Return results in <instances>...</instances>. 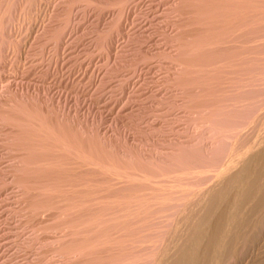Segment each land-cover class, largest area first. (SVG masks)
I'll return each mask as SVG.
<instances>
[{"label":"rangeland","instance_id":"rangeland-1","mask_svg":"<svg viewBox=\"0 0 264 264\" xmlns=\"http://www.w3.org/2000/svg\"><path fill=\"white\" fill-rule=\"evenodd\" d=\"M0 29V264L170 256L200 196L264 148V0H0ZM263 230L229 263L264 264Z\"/></svg>","mask_w":264,"mask_h":264},{"label":"bare ground","instance_id":"bare-ground-1","mask_svg":"<svg viewBox=\"0 0 264 264\" xmlns=\"http://www.w3.org/2000/svg\"><path fill=\"white\" fill-rule=\"evenodd\" d=\"M234 1V0H233ZM245 1V0H244ZM242 3V2H241ZM244 3H246V2H244ZM243 3V4H244ZM259 2L257 1V4H258ZM234 4V3H233ZM237 4V3H236ZM240 4V3H239ZM244 5H246V4H244ZM239 6V5H238ZM258 6H259V4H258ZM257 6V7H258ZM256 7V6H255ZM239 8V7H238ZM241 8V7H240ZM239 8V9H240ZM246 8H248V7H246ZM243 9V8H242ZM35 10V9H34ZM236 10V9H235ZM249 10V9H248ZM247 10V11H248ZM254 10H257L256 8H254ZM260 10H262V9H260ZM260 10H258V12H260ZM31 11V10H30ZM238 11V10H237ZM241 11V10H240ZM239 11V12H240ZM243 11V10H242ZM245 11H246V9H245ZM249 12V11H248ZM248 12H247V14H248ZM232 13V12H231ZM230 14V13H229ZM237 14V13H236ZM255 14H257V13H255ZM254 14V15H255ZM231 15V14H230ZM233 15V14H232ZM243 16V15H242ZM246 16V15H245ZM251 16V15H250ZM253 16V15H252ZM261 17V16H260ZM231 18V17H230ZM246 18H248V16L246 17ZM256 18H257V16H256ZM253 19H254V17H253ZM257 19H259V18H257ZM242 20H244V19H242L241 18V21ZM260 20V19H259ZM237 21V20H236ZM261 21V20H260ZM259 21V22H260ZM233 23H234V19H233ZM178 24V23H177ZM230 24H231V22H230ZM237 24V23H236ZM245 24H246V22H245ZM242 25V24H241ZM240 25V26H241ZM259 25H260V23H259ZM259 25H258V27H259ZM239 26V27H240ZM255 26H257V25H255ZM254 26V27H255ZM229 27V26H228ZM247 27V26H246ZM230 28V27H229ZM256 28V27H255ZM217 29V28H216ZM233 29V28H232ZM242 29H243V27H242ZM1 30V29H0ZM231 30V29H230ZM235 30V29H234ZM244 30V29H243ZM233 31V30H232ZM239 31V30H238ZM219 32V31H218ZM235 32V31H234ZM221 33H222V31H221ZM239 33V32H238ZM242 33V32H241ZM216 34V33H215ZM223 34V33H222ZM221 34V35H222ZM3 35V34H2ZM232 35V34H231ZM184 36V35H183ZM182 36V37H183ZM227 36V35H226ZM230 36V35H229ZM238 36V35H237ZM254 36V35H253ZM218 37V36H217ZM252 37V36H251ZM231 38V37H230ZM229 38V39H230ZM240 38V37H239ZM1 39V38H0ZM234 39V38H233ZM247 39V38H246ZM258 39V38H257ZM257 39H256V41H257ZM219 40V39H218ZM232 40V39H231ZM187 41V40H186ZM199 41H200V39H199ZM226 41H229V40H226ZM246 41V40H245ZM252 41V40H251ZM202 42V41H201ZM200 42V43H201ZM258 42H259V40H258ZM188 43V42H187ZM223 43V42H222ZM239 44H241V43H239ZM259 44V43H258ZM258 44H257V46H258ZM230 45V44H229ZM261 45V44H260ZM110 46H112V45H110ZM187 46V45H186ZM256 46V45H255ZM187 47H189V46H187ZM252 47H254V46H252ZM239 48V47H238ZM206 49V48H205ZM207 50V49H206ZM205 51V50H204ZM233 51H234V49H233ZM241 51V50H240ZM236 52V51H235ZM238 52V51H237ZM189 53V52H188ZM207 53V52H206ZM226 54H228V53H226ZM179 56H180V54H178ZM231 55V54H230ZM235 55V54H234ZM239 55V54H238ZM190 56V55H189ZM243 58V57H242ZM176 59V58H175ZM186 59V58H185ZM190 59V58H189ZM191 60H193V59H191ZM190 60V61H191ZM238 61H239V59H238ZM241 62H242V60H241ZM188 63H189V61H188ZM191 64V63H190ZM194 64V63H193ZM241 64V63H240ZM181 66V65H180ZM183 66V65H182ZM247 66V65H246ZM181 68V67H180ZM245 69V68H244ZM247 69V68H246ZM188 70V69H187ZM255 70H256V68H255ZM185 71V70H184ZM191 71H192V69H191ZM260 71V70H259ZM243 72V71H242ZM251 72V71H250ZM249 72V73H250ZM220 73H221V71H220ZM253 73V72H252ZM251 73V74H252ZM180 79V78H179ZM258 79V78H257ZM260 79V78H259ZM262 79V78H261ZM216 80V79H215ZM254 80V79H253ZM212 81H214V80H212ZM243 81H244V79H243ZM261 81V80H260ZM177 82V81H176ZM185 82V81H184ZM214 82H216V81H214ZM245 82V81H244ZM251 82V81H250ZM255 82V81H254ZM259 82V81H258ZM178 84V83H177ZM261 84V83H260ZM185 86V85H184ZM249 86V85H248ZM176 87V86H175ZM173 88V87H172ZM192 88V87H191ZM199 88V87H198ZM249 88V87H248ZM264 88V87H263ZM171 89V88H170ZM183 89V88H182ZM256 89V88H255ZM248 91H250V90H248ZM261 91V90H260ZM259 91V92H260ZM203 92V91H202ZM256 92V91H255ZM263 93V92H262ZM215 94V93H214ZM244 94H245V91H244ZM257 94H259V93H257ZM261 94V93H260ZM184 96V95H183ZM191 96H193V95H191ZM217 96V95H216ZM264 96V95H263ZM228 97V96H227ZM262 97V96H261ZM260 97V98H261ZM193 99H195V98H193ZM253 99V98H252ZM210 100V99H209ZM212 100V99H211ZM220 101V100H219ZM245 101V100H244ZM247 101H250V100H247ZM259 101V100H258ZM257 101V102H258ZM193 102V101H192ZM225 102V101H224ZM256 102V101H255ZM256 102V103H257ZM259 103V102H258ZM263 103H264V101H263ZM262 103V99H261V104H263ZM190 104V103H189ZM260 104V103H259ZM258 104V105H259ZM260 104V105H261ZM186 105V104H185ZM192 105V104H191ZM194 105V104H193ZM220 105V104H219ZM246 105V104H245ZM256 105V104H255ZM259 105V106H260ZM178 106V105H177ZM226 106V105H225ZM258 106V107H259ZM263 106V105H262ZM229 107V106H228ZM252 107H254L253 105H252ZM251 108V107H250ZM255 108H257V107H255ZM263 108V107H262ZM172 109V108H171ZM191 109V108H190ZM233 111V110H232ZM253 111V110H252ZM261 111V110H260ZM192 112H194V111H192ZM247 112V111H246ZM248 112H250V113H252L250 110L248 111ZM176 113V112H175ZM245 113V112H244ZM254 113H256L255 111H254ZM262 113V112H261ZM264 113V112H263ZM262 113V114H263ZM203 114V113H202ZM249 114V113H248ZM181 115V114H180ZM207 115V114H206ZM245 115V114H244ZM251 115H253V114H251ZM159 116V115H158ZM162 116V115H161ZM182 116V115H181ZM180 116V117H181ZM219 116V115H218ZM248 116V115H247ZM264 116V115H263ZM171 117V116H170ZM219 117H221V116H219ZM238 117V116H237ZM249 117V116H248ZM247 117V118H248ZM254 117V116H253ZM261 117V116H260ZM165 118V117H164ZM190 119V118H189ZM240 119V118H239ZM249 119V118H248ZM247 119V120H248ZM183 120V119H182ZM194 120V119H193ZM206 120V119H205ZM253 120V119H252ZM257 120V119H256ZM171 122V121H170ZM179 122V121H178ZM184 122V121H183ZM191 122V121H190ZM210 122V121H209ZM248 122V121H247ZM246 122V123H247ZM264 122V121H263ZM235 124V123H234ZM241 124V123H240ZM243 124H245V123H243ZM191 125V124H190ZM207 125V124H206ZM205 125V126H206ZM211 125V124H210ZM204 126V125H203ZM237 126V125H236ZM239 126V125H238ZM150 127V126H149ZM155 127V126H154ZM160 127V126H159ZM209 127V126H208ZM240 127V126H239ZM243 127H245L244 125L242 126V128ZM207 128V127H206ZM205 128V129H206ZM236 128V127H235ZM238 128V127H237ZM156 129V128H155ZM189 129V128H188ZM243 129H245V128H243ZM159 130V129H158ZM210 130V129H209ZM212 130V129H211ZM240 130V129H239ZM255 130V129H254ZM207 131H208V129H207ZM233 131L234 130H232V132H231V134L233 133ZM235 131H236V129H235ZM247 131H249V130H247ZM174 132V131H173ZM229 132V133H230ZM238 132H240V131H238ZM246 132V131H245ZM255 132V131H254ZM241 133V132H240ZM244 133V132H243ZM256 133V132H255ZM201 135V134H200ZM203 135V134H202ZM234 135H236V133H234ZM241 135H243V134H241ZM245 135V134H244ZM250 135V134H249ZM186 136V135H185ZM232 138H233V135H230ZM195 137V136H194ZM193 137V138H194ZM206 137V136H205ZM239 137V136H238ZM243 137V136H242ZM245 137H247V136H245ZM252 136H250V138H251ZM204 138V137H203ZM231 138V139H232ZM235 138V137H234ZM241 138V137H240ZM250 138H248L249 140H250ZM201 139V138H200ZM200 139H198V140H200ZM228 139V138H227ZM244 139V138H243ZM252 139V138H251ZM207 140V139H206ZM221 140V139H220ZM224 140V139H223ZM222 140V141H223ZM239 140V139H238ZM200 141H202V140H200ZM232 141V140H231ZM242 141V140H241ZM248 141V140H247ZM173 142V141H172ZM177 142V141H176ZM204 142V141H203ZM224 142V141H223ZM225 142H227V141H225ZM252 142V141H251ZM174 143V142H173ZM242 143V142H241ZM253 143V142H252ZM260 143H261V141H260ZM80 144V143H79ZM195 144V143H194ZM199 144V143H198ZM223 144V143H222ZM224 144H226L227 145V143H224ZM228 144H229V142H228ZM231 144V143H230ZM244 144H246V143H244ZM179 145V144H178ZM193 145V144H192ZM204 145V144H203ZM237 145V144H236ZM240 145H242V144H240ZM253 145V144H252ZM251 145V146H252ZM18 146V145H17ZM180 146V145H179ZM182 146V145H181ZM186 146V145H185ZM229 146V145H228ZM183 147V146H182ZM188 147H189V145H188ZM253 147V146H252ZM263 147V146H262ZM179 148V147H178ZM221 148H223V147H221ZM228 149V147H226L225 146V149ZM240 148V147H239ZM260 148V147H259ZM258 148V149H259ZM13 149H14V147H13ZM247 149V148H246ZM253 149H254V147H253ZM263 149V150H262ZM260 151H261V153L260 154H258V152H259V150L257 151V156H254L253 154L254 153H252V155L250 156V157H248L247 158V160H243L242 161V163L240 162V160H239V162L242 164L241 166H240V164L238 165L239 166V168L234 172L233 171V174H231L230 173V177H229V179H227V176L225 177L226 178V180L224 179V183H217V185H214V187H212V188H210V189H206L207 190V193H206V191H205V193L206 194H204V195H202V196H200V199H201V203L200 202H198L197 201V203H199V205H196V206H198V209H197V207H196V209H197V211H196V209H195V211L193 212V214L192 213H190V214H192V215H190V216H188V215H186V216H188V218L185 220V223H184V226L183 227H181V232H182V234L181 233H179V234H181V236H180V248L177 250H175L174 251V249L172 250L171 248H172V246L170 247V249L172 250V254H171V250H169L170 252H169V254H170V256H167V254L168 253H166L167 251H168V249H167V251L165 252L166 253V256L165 255H161L160 253V255H158L157 253V249L159 248V246L161 245V243H158L160 240H162L163 238H159V241L158 240H156V242H154V244L156 243H158V244H160L159 246H156L155 245V247H158V248H156V251L154 250V248L152 249V250H154L155 251V254H157L158 256L156 257V255H155V257L153 256V255H151L152 256V258L154 257V260L152 259V262H153V264H214L215 262H216V264H223V263H225V262H228L229 263V260L232 258V257H235V255L240 251V249H242V247H246V245H248L249 243H251L252 241H253V238H255V237H257V235L254 237V235L256 234V233H258L257 231H258V229H260V226L261 227H263V225H264V148H262ZM81 150V149H80ZM79 150V151H80ZM221 150V149H220ZM224 150V149H223ZM77 151V150H76ZM182 151V150H181ZM187 151V150H186ZM189 151V150H188ZM225 151V150H224ZM253 151V150H252ZM187 153V152H186ZM239 153V152H238ZM256 154V153H255ZM79 155V154H78ZM192 154H190V156H191ZM259 155V156H258ZM107 156V155H106ZM169 156V155H168ZM193 156V155H192ZM195 156V155H194ZM79 157V156H78ZM165 157H167V156H165ZM170 157V156H169ZM198 157V156H197ZM222 157V156H221ZM224 157V156H223ZM80 158V157H79ZM83 158V157H82ZM205 158V157H204ZM246 157H244V159H245ZM188 159V158H187ZM212 159H214V158H212ZM224 159H225V157H224ZM223 159V160H224ZM235 159V158H234ZM189 160V159H188ZM197 160V159H196ZM207 160V159H206ZM205 160V161H206ZM211 160V159H210ZM220 160H222V159H220ZM75 161V160H74ZM218 161H219V159H218ZM227 161V160H226ZM225 161V162H226ZM85 162V161H84ZM191 162V161H190ZM193 162V161H192ZM209 162V161H208ZM211 162V161H210ZM213 162V161H212ZM221 162V161H220ZM224 162V161H223ZM237 162V161H236ZM235 162V163H236ZM197 163V162H196ZM217 163V162H216ZM79 164V163H78ZM209 164V163H208ZM212 164V163H211ZM214 164H215V160H214ZM214 164H212L213 166H214ZM55 165V164H54ZM199 165V164H198ZM205 165V164H204ZM223 165V164H222ZM232 165V164H231ZM28 166H29V164H28ZM69 166V165H68ZM111 166V165H110ZM178 166V165H177ZM212 166V167H213ZM70 167V166H69ZM204 167H206V166H204ZM208 167V166H207ZM218 168V166H216L215 165V167L214 168ZM232 167V166H231ZM26 168V167H25ZM24 168V169H25ZM106 168V167H105ZM104 168V169H105ZM183 168V167H182ZM214 168H211V171H212V169H214ZM118 169V168H117ZM229 169V168H228ZM73 170V169H72ZM111 170V169H110ZM115 170V169H114ZM113 170V171H114ZM209 170H210V168H209ZM222 170V169H221ZM117 171V170H116ZM203 171V170H202ZM227 171V170H226ZM80 172V171H79ZM109 172V171H108ZM117 172H120L119 170L117 171ZM131 173V172H130ZM129 173V174H130ZM183 173V172H182ZM191 173V172H190ZM205 173V172H204ZM203 173V174H204ZM211 173V172H210ZM214 173V171L212 172V174ZM28 174V173H27ZM114 174V173H113ZM127 174V173H126ZM128 174V175H129ZM185 174V173H184ZM193 174V173H192ZM200 174H202V173H200ZM206 174V173H205ZM222 174H224V173H222ZM229 174V173H228ZM105 175H107V174H105ZM125 176V175H124ZM123 176V177H124ZM133 176V175H132ZM138 176H140V175H138ZM199 176V175H198ZM197 176V177H198ZM213 176H214V174H213ZM217 176V175H216ZM225 176V175H224ZM223 176V177H224ZM21 177H22V175H21ZM114 178H115V175L113 176ZM127 177V176H126ZM195 177V176H194ZM222 177V176H221ZM132 178V177H131ZM171 178H174V177H171ZM106 179V178H105ZM109 179V178H108ZM190 179H191V177H190ZM196 179H198V178H196ZM115 180V179H114ZM170 180V179H169ZM195 180V179H194ZM194 180L192 181V183L194 182ZM201 180V179H200ZM199 180V181H200ZM190 181V180H189ZM198 181V182H199ZM204 181V180H203ZM202 181V182H203ZM103 182H105V181H103ZM106 182H108V181H106ZM116 182H117V180H116ZM167 182V181H166ZM169 182V181H168ZM191 182V181H190ZM201 182V181H200ZM210 182V181H209ZM213 182V181H212ZM109 183H110V181H109ZM122 183V182H121ZM123 184V183H122ZM126 184H128V183H126ZM130 184V183H129ZM133 184V183H132ZM175 184V183H174ZM212 184V183H211ZM146 185H149L148 183L146 184ZM172 185V184H171ZM188 185V184H187ZM186 185V186H187ZM200 185V184H199ZM202 186L204 185V184H201ZM102 186V185H101ZM186 186H184L185 188H186V191H187V188H188V191H189V187H186ZM104 187V186H103ZM145 187V186H144ZM183 187V188H184ZM190 187H192V185L190 186ZM108 188V187H107ZM137 188V187H136ZM165 188V187H164ZM185 188H184V190H185ZM199 188V187H198ZM200 188H201V186H200ZM208 188V187H207ZM102 189V188H101ZM110 189V188H109ZM126 189V188H125ZM147 189V188H146ZM177 189V188H176ZM161 190V189H160ZM191 190H192V188H191ZM194 190V189H193ZM193 190H192V192L190 193L191 195H192V193H193ZM99 191V190H98ZM128 191V190H127ZM169 191V190H168ZM167 190H166V192H168ZM203 191H204V188H203ZM202 191V192H203ZM108 192V191H107ZM106 192V193H107ZM131 192V191H130ZM170 192V191H169ZM182 192V191H181ZM82 193V192H81ZM113 194V193H112ZM146 194H148V193H146ZM164 194V193H163ZM167 194V193H166ZM171 194V193H170ZM179 194V193H178ZM186 194H188L187 192H186ZM189 194V195H190ZM194 194V193H193ZM111 195V194H110ZM129 195V194H128ZM131 195V194H130ZM168 195V194H167ZM173 195V194H172ZM34 196V195H33ZM154 196V195H153ZM169 196V195H168ZM38 197V196H37ZM50 197V196H49ZM80 197V196H79ZM133 197V196H132ZM150 197V196H149ZM148 197V198H149ZM170 197V196H169ZM177 197H178V195H177ZM193 197H194V195H193ZM195 197H197V195H195ZM134 198V197H133ZM175 198V197H174ZM80 199V198H79ZM93 199H96V198H93ZM125 199V198H124ZM129 199H131V198H129ZM163 199H165L164 197H163ZM167 199V198H166ZM185 199V198H184ZM196 199V198H195ZM197 199H198V197H197ZM87 200V199H86ZM102 200V199H101ZM112 200V199H111ZM139 200V199H138ZM159 200V199H158ZM171 200V199H170ZM176 200H178V199H176ZM180 200V199H179ZM188 200V199H187ZM38 201V200H37ZM42 201V200H41ZM81 201H83V200H81ZM105 201V200H104ZM131 201V200H130ZM149 201V200H148ZM173 201V200H172ZM175 201V200H174ZM173 201V202H174ZM180 201H182V200H180ZM186 201V200H185ZM190 201V200H189ZM123 202V201H122ZM137 202V201H136ZM140 202V201H139ZM165 202V201H164ZM169 202V201H168ZM179 202V201H178ZM196 202V201H195ZM72 203V202H71ZM103 203V202H102ZM107 203V202H106ZM163 203V202H162ZM166 203V202H165ZM164 203V204H165ZM177 203V202H176ZM186 203V202H185ZM42 204V203H41ZM46 204V203H45ZM156 204V203H155ZM161 204V203H160ZM159 204V205H160ZM168 204V203H167ZM178 204V203H177ZM195 204V203H194ZM111 205V204H110ZM110 205H109V207H110ZM142 205V204H141ZM140 205V206H141ZM176 205V204H175ZM169 206V205H168ZM168 206H166V207H168ZM119 207V206H118ZM132 208L133 207H135V206H131ZM161 207V206H160ZM175 207V206H174ZM189 207V206H188ZM43 208V207H42ZM47 208H49V207H47ZM78 208V207H77ZM121 208V207H120ZM138 208V207H137ZM142 208V207H141ZM153 208V207H152ZM163 208V207H162ZM104 209V208H103ZM110 209V208H109ZM116 209V208H115ZM119 209V208H118ZM122 209V208H121ZM156 209V208H155ZM53 210V209H52ZM106 210H108V208L106 209ZM112 210V209H111ZM134 210V209H133ZM136 210V209H135ZM152 210V209H151ZM169 210V209H168ZM186 210H188L187 208H186ZM114 211V210H113ZM142 211V210H141ZM150 211V210H149ZM185 211V210H184ZM191 211V210H190ZM190 211H188V212H190ZM156 212H158V211H156ZM103 213V212H102ZM107 213V212H106ZM111 213V212H110ZM135 213V212H134ZM142 213H143V211H142ZM160 213V212H159ZM187 213V212H186ZM160 214H162V213H160ZM176 214V213H175ZM114 215V214H113ZM134 215V214H133ZM136 215V214H135ZM140 215V214H139ZM157 215H159V214H157ZM165 215V214H164ZM115 216V215H114ZM185 216V217H186ZM104 217V216H103ZM151 217V216H150ZM169 217V216H168ZM177 217V216H176ZM115 219H117V220H115V222L117 221L118 222V217L116 216V217H114ZM130 218V217H129ZM135 218V217H134ZM157 218V217H156ZM166 218V217H165ZM173 218V217H172ZM131 219H132V217H131ZM138 219V218H137ZM151 219V218H150ZM148 220L149 222H147V221H145V222H147V223H149L148 225H152V223H153V221L152 222H150L151 220ZM158 219H159V217H158ZM160 219H161V216H160ZM159 219V220H160ZM139 220V219H138ZM162 220V219H161ZM168 220V219H167ZM107 220H105V222L103 223V224H105V223H107L106 222ZM112 221V220H111ZM178 221V220H177ZM132 222H134V221H132ZM144 222V221H143ZM155 222V221H154ZM162 222V221H161ZM139 223H140V221H139ZM146 223V224H147ZM167 223V222H166ZM143 224H145V223H143ZM163 224H165L164 223V221H163ZM180 224V222H178V226H180L179 225ZM182 224V223H181ZM117 225V224H116ZM115 225V226H116ZM141 225V224H140ZM154 225H156V223L154 224ZM162 225V224H161ZM167 225V224H166ZM172 225V224H171ZM75 226V225H74ZM111 226V225H110ZM112 226L113 227H115L114 225H113V222H112ZM118 226V225H117ZM164 225H162V227H163ZM182 226V225H181ZM106 227V226H105ZM157 227V225L155 226V228ZM159 227H161V226H159ZM102 228V227H101ZM119 228V227H118ZM151 228H153V227H151ZM149 229V227H147V229H149V230H152V229ZM155 228L153 229L154 231H155ZM158 228V227H157ZM156 228V230H158ZM167 228H171L170 226H168ZM179 228V227H178ZM108 228H106L105 230H107ZM115 229V228H114ZM163 229H165V227H163ZM162 228H161V230L160 231H162L163 230ZM103 230V229H102ZM152 230V231H153ZM168 230H170V229H167L166 231H168ZM171 230H172V228H171ZM178 230V229H177ZM179 230V231H180ZM134 231V230H133ZM136 232L135 233H138L137 231H138V228H137V230H135ZM148 231V230H147ZM152 231H150L151 233H152ZM160 231H158V234H156L157 236H164L163 234L161 235L159 232ZM264 231V230H263ZM80 232V231H79ZM115 232H117V231H115ZM128 233H129V231H127ZM150 232H149V234H150ZM157 232V231H156ZM261 232V231H260ZM102 233V232H101ZM131 233V232H130ZM135 233H132V236H133V234L134 235H136ZM163 233H164V231H163ZM263 233V232H262ZM261 233V234H262ZM103 234V233H102ZM124 234V233H123ZM153 234V233H152ZM105 235H106V233H105ZM104 234H103V236H105ZM113 235V234H112ZM129 235V234H128ZM137 235H139V234H137ZM136 235V236H137ZM148 235V234H147ZM151 235V234H150ZM171 235V234H170ZM173 235V234H172ZM171 235V236H172ZM260 235V234H259ZM114 236V235H113ZM130 236L131 238H130V240H133L132 238L133 237H136V236ZM149 236V235H148ZM153 236V235H152ZM155 236V235H154ZM169 236V235H168ZM118 237L120 238V236L118 235ZM128 237V238H127ZM126 237V242H125V239L123 240H121L120 239V243H123V241L125 242V245H126V243L127 242H129V243H127L128 245L130 244V240H129V236H127ZM114 238V237H113ZM122 238V237H121ZM137 238V237H136ZM154 238V237H153ZM167 238V237H166ZM259 238H260V236H259ZM107 239H109V238H106V240ZM140 239V238H139ZM139 239H138V241L137 242H139ZM155 239V238H154ZM171 239H172V237H171ZM261 239V238H260ZM264 239V238H263ZM79 240V239H78ZM87 240V239H86ZM111 240V239H110ZM113 241H111V242H107V241H109V240H107L106 242V244L105 245H107L108 243L110 244H113L112 242H114V239H112ZM129 240V241H128ZM149 240L151 241V240H153L152 239V237L151 238H149ZM148 240V241H149ZM173 240H174V238H173ZM255 240H257V238L256 239H254V241ZM118 241V240H117ZM116 240H115V242H114V244L116 245L118 242H117ZM148 241H146V242H148ZM150 241H149V243H150ZM155 241V240H154ZM158 241V242H157ZM253 241V242H254ZM259 241H261V240H259ZM259 241H258V243H259ZM86 242V241H85ZM136 242V243H137ZM145 242V241H144ZM169 242V241H168ZM174 242V241H173ZM252 242V243H253ZM141 243V240H140V242H139V244ZM152 243V242H151ZM163 243H165V241L163 242ZM175 243H176V241H175ZM179 243V242H178ZM251 243V244H252ZM255 243V242H254ZM108 244V245H109ZM110 244V245H111ZM131 244L133 245H135V241L132 243L131 242ZM146 244V243H145ZM145 244L143 245V243H142V245L143 246H145ZM157 244V245H158ZM169 244H170V242H169ZM174 244V243H173ZM255 244H257V243H255ZM254 244V245H255ZM263 244V243H262ZM82 245V244H81ZM84 245V244H83ZM105 245H103L104 246V248L105 247H110L111 248V246L113 247L114 245H111V246H105ZM123 245H124V243H123ZM122 245V246H123ZM124 245V246H125ZM127 245V246H128ZM132 245H130L129 246V248L132 246ZM133 245V246H134ZM147 245V244H146ZM152 245V244H151ZM254 245H252V248L254 247ZM102 246V245H101ZM102 246V247H103ZM120 246H121V244H120ZM123 246V247H124ZM126 246V248L128 249V247ZM136 246H137V244H136ZM136 246H134V248H130V249H135V247ZM142 246V248L143 249H145L144 247ZM149 247H150V245H148ZM153 246V245H152ZM164 246V245H163ZM173 246H175V245H173ZM249 246V245H248ZM247 246V247H248ZM264 246V245H263ZM117 247V246H116ZM115 247V248H116ZM167 247V246H166ZM165 247V248H166ZM178 247V246H177ZM247 247H246V249L245 250H247ZM262 247V246H261ZM81 248V247H80ZM103 248V249H104ZM110 248H108V249H110ZM151 248V247H150ZM175 248V247H174ZM263 248V247H262ZM103 249H101V250H103ZM107 249V248H106ZM113 249V250H112ZM112 249H110V250H112V251H114V248H112ZM130 249L128 250V251H130ZM141 248L139 247L138 248V250H140ZM250 249V248H249ZM80 250V249H79ZM90 250V249H89ZM116 250H118V249H116ZM152 250H150V251H152ZM87 251V250H86ZM105 251V253H107V251L106 250H104ZM121 252H122V249L120 250ZM127 251V250H126ZM125 252L124 253V255L125 254H127V256H130V258H131V254H129V252ZM135 250H132V253L134 252ZM145 251H147L146 249H145ZM148 251H149V249H148ZM149 251V253H151ZM164 251V250H163ZM174 251V252H173ZM110 252V251H109ZM115 252V251H114ZM120 252V253H121ZM137 252V251H136ZM143 252V251H142ZM157 252V253H156ZM245 252V251H244ZM253 252H254V250H253ZM104 253V252H103ZM105 253L103 254V255H105ZM117 253V252H116ZM120 253H117V254H120ZM123 253V252H122ZM121 253V254H122ZM130 253H131V251H130ZM140 253V252H139ZM145 253V252H144ZM148 253V252H147ZM246 253H247V251H246ZM79 254H81V253H79ZM102 254V253H101ZM134 254H136V253H134ZM153 254V253H152ZM255 254V253H254ZM253 254V255H254ZM71 255V254H70ZM89 255V254H88ZM87 255V256H88ZM106 255H108V254H106ZM111 255H112V253H111ZM142 255H143V253H142ZM242 255V257H243V254H241ZM260 256H258V258L259 257H261V254H259ZM83 256V255H82ZM116 256V255H115ZM121 259V262H122V260H124L125 258H126V256H125V258H124V256H123V254H122V256H123V258L121 257V255H118ZM117 256V257H118ZM145 256V255H144ZM148 256H149V254H148ZM244 256H245V253H244ZM70 257V256H69ZM111 257V256H110ZM133 257V256H132ZM135 257V256H134ZM133 257V258H134ZM139 257V256H138ZM142 257V256H141ZM237 257V256H236ZM241 257V258H242ZM246 257V256H245ZM256 257V256H255ZM264 257V256H263ZM64 258V257H63ZM107 258V257H106ZM106 258H105V260L104 261H106ZM112 258H114V256L112 257ZM111 258V259H112ZM132 258V259H133ZM135 258H137V257H135ZM134 258V259H135ZM149 258H150V256H149ZM239 257H237V259H238ZM247 258V257H246ZM70 259V258H69ZM95 259V258H94ZM97 259V258H96ZM103 259H104V257H103ZM108 259H109V257L107 258V261H108ZM118 259V258H117ZM116 259V260H117ZM137 259H139V258H137ZM137 259H136V261H137ZM141 259H143V257L141 258ZM145 259V258H144ZM143 259V260H144ZM147 259H148V257H147ZM254 259H256V258H254ZM116 260L114 259L113 260V264H114V262H116ZM120 260H117V264H120ZM129 260V259H128ZM146 260V259H145ZM144 260V261H145ZM239 260V259H238ZM237 260V261H238ZM259 260H260V258H259ZM96 261V260H95ZM106 261V262H107ZM110 261H112V260H110ZM125 261H126V263H127V260L125 259ZM125 261H123V262H125ZM139 261V260H138ZM147 261V260H146ZM150 261H151V259L149 260V262H144L145 264H151L150 263ZM241 261V260H240ZM243 261V260H242ZM250 261V260H249ZM252 261V260H251ZM255 261V260H254ZM71 262V261H70ZM119 262V263H118ZM135 262V261H134ZM140 262V264L142 263L143 264V262L142 261H139ZM231 262V261H230ZM234 262V261H233ZM110 263V262H109ZM130 263V261L128 262V264ZM138 263V262H137ZM238 263V262H237ZM261 263V262H260ZM85 264V263H84ZM94 264V263H93ZM97 264V263H96ZM99 264V263H98ZM103 264V263H102ZM116 264V263H115ZM124 264V263H123ZM132 264H133V262H132ZM139 264V263H138ZM230 264V263H229ZM242 264V263H241Z\"/></svg>","mask_w":264,"mask_h":264}]
</instances>
